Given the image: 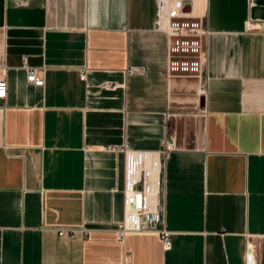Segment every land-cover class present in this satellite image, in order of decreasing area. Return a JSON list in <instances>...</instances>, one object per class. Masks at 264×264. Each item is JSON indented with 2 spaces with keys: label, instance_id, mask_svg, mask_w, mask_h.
<instances>
[{
  "label": "crops",
  "instance_id": "crops-1",
  "mask_svg": "<svg viewBox=\"0 0 264 264\" xmlns=\"http://www.w3.org/2000/svg\"><path fill=\"white\" fill-rule=\"evenodd\" d=\"M189 1L208 31L201 80L167 76L157 0H0V264H247L248 242L264 264V0ZM169 136L172 248L121 240L118 147L156 151Z\"/></svg>",
  "mask_w": 264,
  "mask_h": 264
},
{
  "label": "built area",
  "instance_id": "built-area-1",
  "mask_svg": "<svg viewBox=\"0 0 264 264\" xmlns=\"http://www.w3.org/2000/svg\"><path fill=\"white\" fill-rule=\"evenodd\" d=\"M189 0H157V12L153 29L162 32L167 38V76L198 77L201 80L205 70L208 31L202 18L187 10ZM255 0H249L250 6ZM251 24V23H250ZM27 81L36 86H44L42 72L23 61ZM141 72V66L130 65L128 75ZM81 78H86L83 71ZM107 86H111L110 83ZM8 94V81L0 71V99ZM178 148L174 136L165 139L156 151L137 152L130 143L125 142L118 150L129 157L124 190V217L118 223L117 233L124 240L128 233H150L160 236L165 250L172 248V232L163 224L161 202L162 158ZM59 236L77 235L75 230L58 229ZM256 246L247 243V264H253Z\"/></svg>",
  "mask_w": 264,
  "mask_h": 264
},
{
  "label": "rangeland",
  "instance_id": "rangeland-1",
  "mask_svg": "<svg viewBox=\"0 0 264 264\" xmlns=\"http://www.w3.org/2000/svg\"><path fill=\"white\" fill-rule=\"evenodd\" d=\"M200 133V132H199Z\"/></svg>",
  "mask_w": 264,
  "mask_h": 264
}]
</instances>
